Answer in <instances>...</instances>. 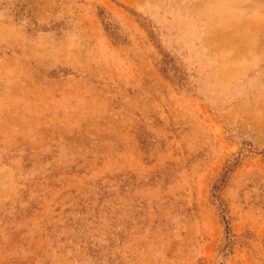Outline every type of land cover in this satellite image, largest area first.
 Instances as JSON below:
<instances>
[{
    "label": "rangeland",
    "instance_id": "obj_1",
    "mask_svg": "<svg viewBox=\"0 0 264 264\" xmlns=\"http://www.w3.org/2000/svg\"><path fill=\"white\" fill-rule=\"evenodd\" d=\"M0 264H264V0H0Z\"/></svg>",
    "mask_w": 264,
    "mask_h": 264
}]
</instances>
